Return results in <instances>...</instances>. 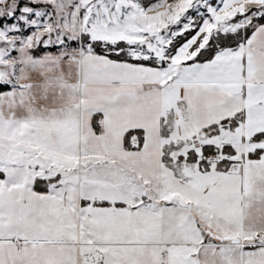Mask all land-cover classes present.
I'll list each match as a JSON object with an SVG mask.
<instances>
[{
    "label": "snow or ice",
    "instance_id": "snow-or-ice-1",
    "mask_svg": "<svg viewBox=\"0 0 264 264\" xmlns=\"http://www.w3.org/2000/svg\"><path fill=\"white\" fill-rule=\"evenodd\" d=\"M0 264H264V0H0Z\"/></svg>",
    "mask_w": 264,
    "mask_h": 264
}]
</instances>
